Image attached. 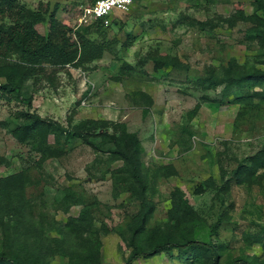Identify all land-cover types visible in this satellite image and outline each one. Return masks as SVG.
I'll return each instance as SVG.
<instances>
[{
  "label": "rangeland",
  "instance_id": "rangeland-1",
  "mask_svg": "<svg viewBox=\"0 0 264 264\" xmlns=\"http://www.w3.org/2000/svg\"><path fill=\"white\" fill-rule=\"evenodd\" d=\"M18 2L46 15L57 4L62 23L74 31L88 27L83 31L87 37L102 41L104 34L112 42L110 50L93 62L78 67H47L46 76H38L39 82L32 85L30 80L27 84L33 97L32 111L66 128L84 119L125 122L128 130L141 139L144 168L173 164L178 172L159 181L153 196L157 208L149 227L167 220L170 192L178 186L204 219L202 236L209 239L211 225L221 218L222 226L212 239L224 243L225 256H250L257 258V264H264V249L248 247L244 241L245 233L264 226V169H259L250 182L229 175L226 192L212 187L202 194L194 193L209 178L222 184L224 171L230 173L264 148V87L250 91L256 92L254 102L260 105L240 115L236 98L242 94L241 89L221 81L229 63L255 64L262 51L252 23L236 15L240 5L251 14L253 0H136L129 10L117 13L102 28L104 33L96 30L92 19L82 20V10L90 0ZM3 20L12 21L8 17ZM36 28L48 34L46 22ZM153 50L169 55L177 65L156 68L148 54ZM12 58L17 56L9 60ZM209 78L215 82H204ZM9 97L0 93V155L11 160L10 165H0V177L32 165L36 157L30 146L12 133L19 122L18 113L29 108ZM196 107L198 112L191 117ZM61 134L59 138L54 133L49 135V142L64 153L46 160L44 177L32 167L37 182L28 188V196L34 214L45 212L46 219L62 224L69 216H77L80 206H71L66 212L59 203L64 188L71 187L85 202L95 204L93 214L98 228L71 237V241L83 250L101 243L102 264H125L130 249L118 231L137 212L138 203L116 189L108 172V153L97 152L79 139L65 141V133ZM245 162L250 164L249 160ZM102 225L108 233L102 231ZM50 235L59 234L53 230ZM4 237L0 232V249ZM187 258L188 254L172 250L140 258L134 264H183ZM52 264H69V258L57 256Z\"/></svg>",
  "mask_w": 264,
  "mask_h": 264
},
{
  "label": "trees",
  "instance_id": "trees-1",
  "mask_svg": "<svg viewBox=\"0 0 264 264\" xmlns=\"http://www.w3.org/2000/svg\"><path fill=\"white\" fill-rule=\"evenodd\" d=\"M95 1L90 0V4ZM253 4L254 11L251 14H247L240 5L236 15L253 25L262 50L256 57L257 63L242 65L232 61L221 77L227 86L241 89L242 94L236 98L241 108L240 115H246L251 107L260 105L254 102L256 92L250 91L258 86L264 87V0H253ZM57 7L55 4L54 9L46 15L29 9L18 0H0V93L15 97L29 108L18 113L19 122L12 133L20 142L30 146L36 155L32 158V165L0 177V232L5 235L0 249V264H52L57 256L68 257L69 264H102L101 243L83 250L78 247L79 244L71 241V237H80L98 229L93 214L95 204L85 202L71 187L64 188L65 194L59 202L63 209L68 212L71 206L81 208L77 216H69L62 224L55 219H46L48 216L45 212L35 215L28 196V188L37 182L32 167L44 177L43 165L46 160L61 157L64 153L62 148L49 142L50 133L59 138L63 132L65 141L79 139L97 152L103 150L108 153V172L116 189L138 203L137 212L118 231L130 249L125 264H134L140 258H152L172 250L188 254L183 264H257L258 260L254 257L225 256L224 243H216L212 239L217 237L222 226L221 218L211 225L209 239L202 236L204 219L181 187L176 186L170 192L167 220L149 227V220L157 208L153 196L159 181L178 172L173 164H152L144 168L140 158L143 148L141 139L137 133L128 130L125 122L84 119L66 128L32 111L33 97L27 84L30 80L32 85L39 82L41 77L38 76H46L47 67H78L93 62L109 51L112 45L104 34L102 41H96L84 34L83 31H88V27L74 31L62 23L57 16ZM6 17L12 21L5 22L3 19ZM41 22L48 25L47 35L36 28ZM93 25L99 33H104L103 20H94ZM148 54L158 69L177 65L175 59L161 55L158 50ZM13 56L17 58L9 60ZM49 80L54 81L50 77ZM204 82L214 83L215 80L209 78ZM197 112L198 107L191 111V117ZM186 131L192 133L188 129ZM246 160L250 164H246ZM246 160L230 173L224 171V174L234 176L241 182H250L259 169H264V148ZM3 164L10 165L11 160L0 155V165ZM224 174L222 184L209 178L194 193L202 194L212 187L221 193L226 192L231 178H226ZM101 229L104 233L109 232L105 225ZM53 230L59 235L51 236ZM244 241L248 247L260 246L264 249V226L257 232L245 233Z\"/></svg>",
  "mask_w": 264,
  "mask_h": 264
},
{
  "label": "built area",
  "instance_id": "built-area-1",
  "mask_svg": "<svg viewBox=\"0 0 264 264\" xmlns=\"http://www.w3.org/2000/svg\"><path fill=\"white\" fill-rule=\"evenodd\" d=\"M136 0H96L82 10V20L89 19L103 20L105 25H109L112 18L119 12L129 10Z\"/></svg>",
  "mask_w": 264,
  "mask_h": 264
}]
</instances>
